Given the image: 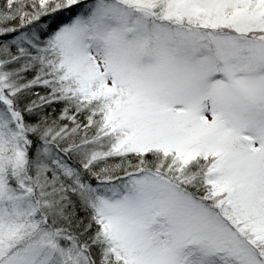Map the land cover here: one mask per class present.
<instances>
[{"label": "rangeland", "instance_id": "rangeland-1", "mask_svg": "<svg viewBox=\"0 0 264 264\" xmlns=\"http://www.w3.org/2000/svg\"><path fill=\"white\" fill-rule=\"evenodd\" d=\"M78 1L7 0L0 12V264H91L42 226L68 190L97 211L125 264H264L219 213L227 190L264 236V0H90L72 17ZM18 3L29 11L12 16ZM39 84L88 109L96 127L80 145H95L89 156L109 141L125 153L161 151L163 173L71 183L70 167L46 152L34 187L19 135L37 129L12 98ZM195 175L218 189L212 206L181 187Z\"/></svg>", "mask_w": 264, "mask_h": 264}, {"label": "trees", "instance_id": "trees-1", "mask_svg": "<svg viewBox=\"0 0 264 264\" xmlns=\"http://www.w3.org/2000/svg\"><path fill=\"white\" fill-rule=\"evenodd\" d=\"M6 2L7 0H0V12L4 16L7 13L5 11H8L6 10V5H8ZM89 2L90 0L76 2L73 9H71L72 17L78 14L85 4H89ZM13 6L10 9L12 16L17 11H22L25 7L29 9L27 4L18 3ZM27 11L29 10H25L24 12L27 13ZM56 15L60 14L56 13ZM70 18L68 14L65 20L69 21ZM26 74L29 76L28 73ZM34 89H37L36 92ZM15 96L12 98V106L19 114V118L22 119L25 126L29 125V127L37 129L35 134L23 130V133L19 135V139L25 144V147L23 145V149L26 152L25 173L30 181L35 178L34 174L37 165L38 167L46 165L42 160L45 158L46 152H52L70 167L69 169L72 170V173L66 182L74 183L76 180L93 186L105 184L109 186L110 184L119 185L132 178V174L139 176L143 175L145 171H159L158 169H154L158 166L157 164L166 161L167 158L170 160V156L162 154L161 151L160 153L159 151L125 153L121 149H115L114 144H110V141L108 146H102L105 152L92 158V155L89 156V154L95 153L92 147L95 145L91 142L81 147L80 143L82 141L80 136L84 138L88 135H93L96 125L86 124L90 117L87 114L88 109L81 108L83 103L78 104L76 100H71L76 97L75 95L68 93L66 95L68 97H66L63 96V93L56 86L39 84L34 86L31 91L17 92ZM53 128H57L59 142L50 139ZM71 139L76 143L73 146L69 145ZM208 169L209 166H206L204 171ZM169 175L167 176H172V174ZM202 177V183H200V180L195 175L194 179L196 182L193 181V184L191 182L187 183L188 186L182 185L181 187L199 201L201 200L203 203L212 206L213 200H215L213 195L219 194L217 193L219 191L215 188L214 183H212L208 175L207 177H203L204 179ZM172 178L174 180L177 179L176 176H172ZM34 183L33 180L32 184L35 187ZM221 193L224 197L222 210L220 212L217 209L215 210L220 213L221 218L227 222L226 224L238 228L239 234H242V237H246L248 243L253 245L257 256L264 261V236L260 232L258 223L250 222L244 218L240 206L235 202L233 196L232 202L228 203L226 201L225 197L229 196V191L225 190ZM34 195L35 192H33ZM40 210L39 208L38 212ZM58 210L57 208L46 210V213L44 212L43 215L45 216V220L43 219L42 226L47 227L48 224H52V230L54 229L58 235L63 234L65 238L67 237V241L65 240L66 242L64 241L63 243H66L65 245L68 248L74 247L86 254L91 264H125L124 260H116L117 256L112 255L109 251V243L101 230L102 224L97 211L88 206L77 193H71L68 190L67 197L60 204Z\"/></svg>", "mask_w": 264, "mask_h": 264}]
</instances>
